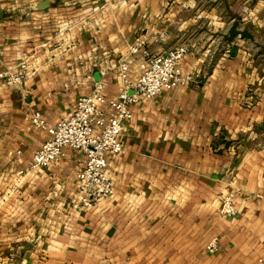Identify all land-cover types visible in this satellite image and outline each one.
<instances>
[{
    "label": "crops",
    "instance_id": "crops-1",
    "mask_svg": "<svg viewBox=\"0 0 264 264\" xmlns=\"http://www.w3.org/2000/svg\"><path fill=\"white\" fill-rule=\"evenodd\" d=\"M210 2L224 7L209 10ZM216 15L252 40L214 45L193 29V18ZM138 36L152 55L187 45L182 69L198 77L129 106L122 149L107 155L114 193L84 209L81 152L67 147L59 161L27 170L48 139L30 117L38 111L55 124L98 81L115 97L116 65ZM30 55L21 85L0 82V264H257L264 0H0V71ZM128 73L138 76L137 56ZM226 193H234L233 217L219 214Z\"/></svg>",
    "mask_w": 264,
    "mask_h": 264
},
{
    "label": "built area",
    "instance_id": "built-area-1",
    "mask_svg": "<svg viewBox=\"0 0 264 264\" xmlns=\"http://www.w3.org/2000/svg\"><path fill=\"white\" fill-rule=\"evenodd\" d=\"M187 53V45L179 44L152 55L146 47V40L138 36L116 65L120 87L115 97H106L104 85L98 81L89 94L76 101L71 114L55 124L48 123L40 112H33L30 117L32 125L45 131L48 139L33 153L27 170L31 172L59 161L68 147L84 155L82 169L76 176L79 206L91 209L100 199L111 197L114 185L107 174V155L117 154L122 149L120 138L132 117L129 106L163 90L170 91L194 82L198 74L184 72L181 66ZM133 56L138 58L139 74L132 80L128 72ZM31 58L30 55L22 59L16 70L0 71V82L9 87L21 85L28 77ZM236 213L234 193H226L219 214L233 217ZM206 249L216 251V237L209 241ZM257 264H264V256L257 259Z\"/></svg>",
    "mask_w": 264,
    "mask_h": 264
},
{
    "label": "rangeland",
    "instance_id": "rangeland-1",
    "mask_svg": "<svg viewBox=\"0 0 264 264\" xmlns=\"http://www.w3.org/2000/svg\"><path fill=\"white\" fill-rule=\"evenodd\" d=\"M228 5L231 6L232 8L233 3L232 2L226 3L225 4L226 9H229ZM223 7L224 5L222 4L217 5V3H213V2H210L208 4L209 10L218 11L222 9ZM232 20H233L232 18L222 17V15H219V16L216 15L215 17L193 18V21H194L193 29L194 28L200 29L201 27H203V30L207 32L206 37H208L209 40H213L214 45H217V44L221 45L225 43L226 40L228 39L227 38L228 36L227 28L229 24L232 23Z\"/></svg>",
    "mask_w": 264,
    "mask_h": 264
},
{
    "label": "water",
    "instance_id": "water-1",
    "mask_svg": "<svg viewBox=\"0 0 264 264\" xmlns=\"http://www.w3.org/2000/svg\"><path fill=\"white\" fill-rule=\"evenodd\" d=\"M47 2H43L40 5H37V7L39 8L40 6H46ZM237 22L232 23V25L230 26L229 30H228V39L231 41L234 37L239 36V37H243V38H247L252 40V35L246 31V30H240L237 28Z\"/></svg>",
    "mask_w": 264,
    "mask_h": 264
}]
</instances>
